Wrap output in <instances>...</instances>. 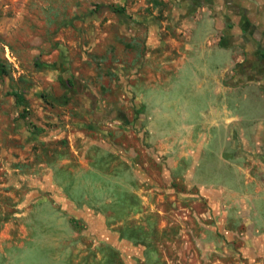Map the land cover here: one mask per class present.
<instances>
[{"label":"rangeland","instance_id":"obj_1","mask_svg":"<svg viewBox=\"0 0 264 264\" xmlns=\"http://www.w3.org/2000/svg\"><path fill=\"white\" fill-rule=\"evenodd\" d=\"M177 5L0 0V264H264L250 132L204 124L184 68L145 86Z\"/></svg>","mask_w":264,"mask_h":264},{"label":"crops","instance_id":"obj_2","mask_svg":"<svg viewBox=\"0 0 264 264\" xmlns=\"http://www.w3.org/2000/svg\"><path fill=\"white\" fill-rule=\"evenodd\" d=\"M177 2L184 35L152 38V48L160 49L152 57L160 69L152 71L145 86L184 68L205 96L204 124L218 134L226 127L232 136L250 132L256 145L250 150L260 151L264 160V0ZM192 134L190 139H196ZM254 159L261 162L257 155Z\"/></svg>","mask_w":264,"mask_h":264},{"label":"trees","instance_id":"obj_3","mask_svg":"<svg viewBox=\"0 0 264 264\" xmlns=\"http://www.w3.org/2000/svg\"><path fill=\"white\" fill-rule=\"evenodd\" d=\"M111 7H112V10L115 12L123 13L125 11V8L123 6H111ZM5 71L6 69L4 68V65L0 62V75L7 73ZM60 80L68 88H73L77 85V80L73 76H69V77L60 76ZM12 95L15 97L19 105L24 106L22 113L23 115H25L24 112L26 111V109H25V104H24L25 103L24 97L17 91L12 92Z\"/></svg>","mask_w":264,"mask_h":264},{"label":"built area","instance_id":"obj_4","mask_svg":"<svg viewBox=\"0 0 264 264\" xmlns=\"http://www.w3.org/2000/svg\"><path fill=\"white\" fill-rule=\"evenodd\" d=\"M5 55H6V58L13 64L16 65V60H17V57L15 56V54L13 53V51L10 50V48L8 46L5 47Z\"/></svg>","mask_w":264,"mask_h":264}]
</instances>
